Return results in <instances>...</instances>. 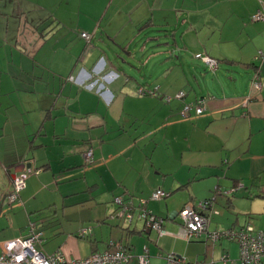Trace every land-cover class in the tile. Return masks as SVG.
Listing matches in <instances>:
<instances>
[{
	"label": "crops",
	"instance_id": "obj_1",
	"mask_svg": "<svg viewBox=\"0 0 264 264\" xmlns=\"http://www.w3.org/2000/svg\"><path fill=\"white\" fill-rule=\"evenodd\" d=\"M75 1L0 0V242L25 236L35 225L47 253L62 249L79 256L120 242L132 253L128 264H139L145 246L150 264H167L170 248L189 264H244L232 239L212 240L208 231L187 239L178 211L213 198L217 212L208 230L247 223L264 229V59H257L264 19L252 18L264 11V0H87L88 7L77 11ZM152 28L193 55L217 58L227 71L240 65L243 75L223 74L231 83L219 78V90L211 91L205 72L215 75L220 64L212 71L199 59L202 70L178 55L179 62L167 66L172 51L164 59L140 60L159 72L151 79L140 70L144 84L126 70L117 73L93 41L109 38L128 50L126 35ZM257 71L260 91L252 84ZM140 86L158 92L140 94ZM180 90L183 98L165 99ZM201 97L205 111L184 117V103ZM89 149L91 162L85 158ZM29 167L38 171L8 207L14 176ZM157 188L165 197L186 193L179 205L165 197L147 202L165 218L163 235L138 217L140 199ZM114 195L135 206L131 222L112 217ZM88 201L93 204L86 206ZM86 227L91 232L80 235ZM225 254L233 262L225 263Z\"/></svg>",
	"mask_w": 264,
	"mask_h": 264
},
{
	"label": "built area",
	"instance_id": "obj_2",
	"mask_svg": "<svg viewBox=\"0 0 264 264\" xmlns=\"http://www.w3.org/2000/svg\"><path fill=\"white\" fill-rule=\"evenodd\" d=\"M252 18L254 20L264 19V11H256ZM81 35L90 40L91 34L83 31ZM195 56L200 59L207 69L215 71L218 69L220 61L204 52H198ZM257 59H264V49H260ZM252 84L255 90L260 91L263 85L262 75L255 72ZM156 88H145L140 86L138 93L140 94H157ZM186 92L178 91L174 96H165L166 100L172 97L183 98ZM207 107V99L198 98L195 101L185 102L181 113L184 117H190L191 111L195 114H202ZM87 162H91L93 158V150L89 149L85 153ZM34 171L32 168L17 173L13 178L12 188L7 194L9 204L17 202L20 198V192L26 185V179ZM242 184H240L241 186ZM235 188L217 189L219 193H230ZM167 192L162 188H157L152 192L149 198H141L138 204L139 214L144 220L147 228L156 230L160 235L167 233L165 228V218L156 214L147 206L149 199H162ZM115 202L120 209L118 216L124 217L128 221L134 218V205L127 202L122 196H115ZM217 212L214 209V199L204 198L196 202L186 203L178 214L182 220L184 235L187 239L199 238L202 233L208 231V237L217 240L222 237L232 239L239 244L240 258L244 264H264V229H257L252 224L247 223L238 227H228L225 229L208 230V224L211 214ZM91 232L90 227L83 228L80 235ZM44 241L42 230L35 225L30 226L29 233L25 236H18L6 239L0 242V264H128L132 257V253L120 242H112L114 247L107 248L102 251H91L84 255L69 256L64 250L59 249L55 252L47 253L39 245ZM167 264H189L186 256L169 252L166 255ZM139 264H150L148 248L144 247V252L138 256ZM223 261L233 262L229 255L223 256Z\"/></svg>",
	"mask_w": 264,
	"mask_h": 264
},
{
	"label": "rangeland",
	"instance_id": "obj_3",
	"mask_svg": "<svg viewBox=\"0 0 264 264\" xmlns=\"http://www.w3.org/2000/svg\"><path fill=\"white\" fill-rule=\"evenodd\" d=\"M72 10L74 8L75 11L78 10V6L81 5V8H86L88 7V1L87 0H76L74 3H72ZM71 9V6H70ZM71 11V10H70ZM84 12V11H83ZM83 15H85L86 13H83ZM71 13L73 14V11H71ZM82 19H85L87 21H89V18H86L84 16H82ZM100 18L96 19V22H99L98 27L102 28L104 22L101 20H99ZM71 21H74V19H72ZM70 21V24H71ZM84 21V20H83ZM131 29V27H126L125 34L129 33V30ZM145 31V30H144ZM143 30H140V33L137 35H126L127 36V42L128 43V50H126L123 47H120V44H114L112 43L111 40H109V38H106V43L104 42H99L98 39H94L93 41L95 43L98 42V44H100V46H102L103 49V57L105 60H109L113 62L114 65V69L117 73L120 74V71L122 72L123 70H126L128 73L134 75L135 77L138 78V80L140 82H145L142 81V78L139 77V71H146L145 73H148V77L151 79H155L157 77V75L159 74L158 71H155L154 66L149 65V66H140V60L144 61L148 58L153 57V60H160L161 57L164 59L166 57L167 53H171L173 56L171 58H167V66L171 65L172 62H179V60L177 59L178 55H181V62L184 61H190L191 63L194 64V66L199 67L200 69L203 70V65L202 63L199 61V59L193 55L191 53V51L187 50V49H183V48H178V45H176L173 39V36H165L163 30H159L158 28H152L150 30H148V32H144ZM176 38L178 39V42L181 44V40H179V35L176 34ZM146 41V42H144ZM156 51H158V53H155ZM155 53V54H154ZM195 54V53H194ZM173 60V61H172ZM152 63V62H151ZM191 63L185 64V69L188 70L189 66H192ZM226 66L221 62L220 64V69L219 71L214 75L212 72L207 71L205 72V74L208 77V80L206 81L208 83V85L211 87V91H216L219 90V86L218 84H215L219 78L222 80V82L225 80H227L226 78H223V74L226 76H228V79H230V74H234L236 77H238V79H240L239 75L241 73V75H243V68L240 65H234L232 67V70L227 71V69H225ZM153 69V74L150 77L149 73L150 71ZM250 69V68H249ZM120 70V71H119ZM157 70H159V67L157 66ZM196 70V69H195ZM147 77V78H148ZM202 80H204L203 77H201ZM215 81V83H214ZM195 83V81L193 82ZM206 83V84H207ZM231 83V80H227L226 84L227 87L228 85ZM146 84V83H144ZM201 87L202 89L206 92L207 87L204 84V81H202L201 83ZM197 90H199V87H197ZM179 191H183L180 190ZM179 191H175L174 193H172V195H169L167 197H165L166 201H169V199L171 198V200H173V202H175L176 204H180V199L186 195V193L184 192H179ZM216 192L217 196H221L219 194V192H217V190L214 191V193ZM213 193V194H214ZM113 198H115V195L112 196V200ZM6 199V198H5ZM6 201L8 202V200L6 199ZM113 207H114V213L112 214V217L117 216V214L119 213L120 209L117 205V203L115 202H110ZM15 204V203H13ZM93 202L88 201L86 206L92 205ZM11 204L7 203V206L9 207ZM43 210V211H42ZM41 212L43 213H48V207L42 209ZM178 220V218H177ZM180 220V218H179ZM97 223H99L98 221H96ZM227 239V238H226ZM172 249H167V252H173L171 251ZM178 254V253H177Z\"/></svg>",
	"mask_w": 264,
	"mask_h": 264
}]
</instances>
